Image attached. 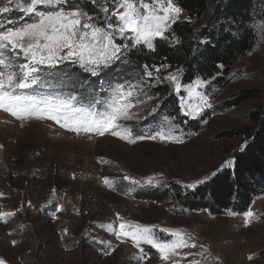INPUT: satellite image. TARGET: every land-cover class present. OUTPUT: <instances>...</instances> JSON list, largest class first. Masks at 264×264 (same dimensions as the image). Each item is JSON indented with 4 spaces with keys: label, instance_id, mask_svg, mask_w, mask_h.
I'll return each instance as SVG.
<instances>
[{
    "label": "rangeland",
    "instance_id": "374dc122",
    "mask_svg": "<svg viewBox=\"0 0 264 264\" xmlns=\"http://www.w3.org/2000/svg\"><path fill=\"white\" fill-rule=\"evenodd\" d=\"M212 4L201 18L182 11L176 21L191 23L189 37L203 46L202 35L221 24L226 35H237L229 23L214 19ZM73 5L105 30L117 23L116 17L101 11L106 6L111 13L115 0H69L67 7ZM9 7L10 13L0 15L6 27L34 19L16 10L15 0ZM263 8L264 2H258L246 22L254 36L253 49L220 65L211 79L185 80L187 68L171 65L148 67L150 78L145 65L139 72L129 59L95 76L69 61L52 68L41 66L43 83L18 92L37 100L75 97L76 108L97 117L112 110L115 89H131L134 95L123 101L132 105L130 118L117 123L129 129L135 143L111 131L103 136L70 131L54 120L17 119L0 110V260L5 264H264V193L255 196L245 211L230 208L220 214L206 207L190 209L179 199L180 192L185 197L209 185L228 168V161L233 167L235 155L247 141L244 133L264 105ZM157 40L164 39L157 37L154 46ZM130 41L131 34L115 37L116 43ZM168 41L179 42L172 32ZM141 48L153 52L136 46L127 56ZM7 55L17 65L12 70L18 71L25 62L22 54ZM169 75H178L179 91L166 79ZM198 80L204 83L197 87ZM201 94L208 97L210 107L200 104ZM189 106L199 115H186ZM158 130L172 140L138 139ZM122 222L152 227L156 238L166 242L175 237L161 229L179 232L196 247L178 248L166 262L149 244L141 242L137 247L129 237L118 239L115 231ZM107 225L115 231H107Z\"/></svg>",
    "mask_w": 264,
    "mask_h": 264
},
{
    "label": "snow or ice",
    "instance_id": "6c2138e0",
    "mask_svg": "<svg viewBox=\"0 0 264 264\" xmlns=\"http://www.w3.org/2000/svg\"><path fill=\"white\" fill-rule=\"evenodd\" d=\"M12 3L13 0H7V4L0 6V15L10 13L12 8L9 5ZM15 3L16 10L34 19L19 27H6L4 23H0V29H3L0 30V110L17 119L35 116L37 119L54 120L70 131L83 130L101 136L111 131L113 136L135 143V140L131 139L129 129L117 123L120 119L130 118L128 109L132 105L123 101L134 95L131 89L127 91L122 88L115 89V98L109 105L112 110L99 117L94 112L76 108L73 103L75 97L66 100H37L35 96L23 95L18 90L31 89L33 85L39 86L43 83L40 77L41 66L52 68L69 61L79 63L95 76L117 61L126 62L127 53L136 46H146L155 51L153 41L157 37L166 40L170 24L181 17L183 10L177 6L176 0H115V7L111 13L109 7H101L105 14L116 17L117 23L108 25L110 30L92 23V16L78 5L68 8L69 0H15ZM8 23L11 24L12 21L9 20ZM129 34L130 43L115 42L116 35L127 38ZM7 54L16 58L22 54L25 62L18 65V71L12 70L17 65ZM144 67L145 74L151 78L152 72L147 71V65ZM156 71L158 72L159 68ZM166 79L175 85L176 91L180 90L178 75H169ZM202 83L204 82L198 80L196 86ZM189 91L191 93V87ZM198 99L200 104L211 106L207 96L201 94ZM185 114L199 115V111L189 106ZM157 137L161 141L172 140V137L162 130H158L155 135H141L138 139L155 140ZM231 164L232 162L228 161L225 167H231ZM124 179L132 184L138 183L127 176ZM105 183H108L107 178ZM252 216L253 213L249 211L247 217ZM106 230L115 231L112 225H107ZM160 231L168 232L175 237L174 241L158 240L152 227L127 222L119 224V230L115 231V235L118 239L131 238L137 247L141 242L151 245L160 253V259L166 262L176 254L178 248L196 247L179 232L166 229ZM0 264L5 262L0 260ZM192 264H199V261Z\"/></svg>",
    "mask_w": 264,
    "mask_h": 264
},
{
    "label": "trees",
    "instance_id": "16d2710c",
    "mask_svg": "<svg viewBox=\"0 0 264 264\" xmlns=\"http://www.w3.org/2000/svg\"><path fill=\"white\" fill-rule=\"evenodd\" d=\"M260 1L264 2V0H176L177 6L192 18L203 17L213 2L214 19L229 23L228 25L237 31V35L230 32L226 35L221 24L219 28L214 27L206 35H202L206 39L203 46L198 40L193 41L189 37L193 33L191 23L176 22L171 32L177 36L179 42L171 44L168 38L157 40L155 51L141 48L136 52L131 51L127 57L140 70L139 72H142L144 65L148 67L171 65L187 68L188 76L183 77L185 80H189L191 76L211 79L218 73L220 65H226L232 57L244 55L253 49L254 36L247 29L246 22ZM85 7L89 9V4L87 3ZM262 13L264 16V8ZM244 136L247 141L235 155L233 167L226 168L209 185L190 191L185 197L184 192L183 194L180 192L179 199H182L184 206L190 209L206 207L217 214L230 208L242 212L252 204L255 196L264 193V105L257 112L253 125L246 129ZM164 196L162 194L160 197Z\"/></svg>",
    "mask_w": 264,
    "mask_h": 264
}]
</instances>
